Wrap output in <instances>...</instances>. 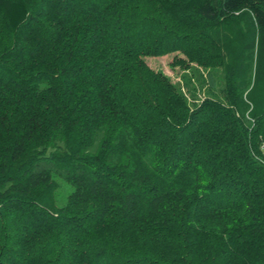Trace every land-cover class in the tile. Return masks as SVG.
<instances>
[{
  "label": "trees",
  "instance_id": "16d2710c",
  "mask_svg": "<svg viewBox=\"0 0 264 264\" xmlns=\"http://www.w3.org/2000/svg\"><path fill=\"white\" fill-rule=\"evenodd\" d=\"M0 264H264V0H0Z\"/></svg>",
  "mask_w": 264,
  "mask_h": 264
},
{
  "label": "rangeland",
  "instance_id": "374dc122",
  "mask_svg": "<svg viewBox=\"0 0 264 264\" xmlns=\"http://www.w3.org/2000/svg\"><path fill=\"white\" fill-rule=\"evenodd\" d=\"M144 60L149 67L162 73L173 86L178 88L189 105L207 95V85H211L212 92L220 96L223 81L218 69L207 71L187 61L178 52L160 57H145ZM65 194L66 188L61 184L57 192L58 203L63 202Z\"/></svg>",
  "mask_w": 264,
  "mask_h": 264
}]
</instances>
